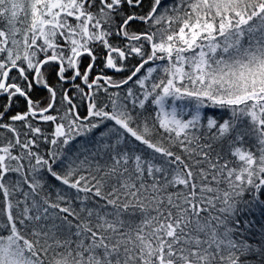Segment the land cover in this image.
I'll return each instance as SVG.
<instances>
[{"label": "snow or ice", "instance_id": "6c2138e0", "mask_svg": "<svg viewBox=\"0 0 264 264\" xmlns=\"http://www.w3.org/2000/svg\"><path fill=\"white\" fill-rule=\"evenodd\" d=\"M0 264H264V0H0Z\"/></svg>", "mask_w": 264, "mask_h": 264}]
</instances>
